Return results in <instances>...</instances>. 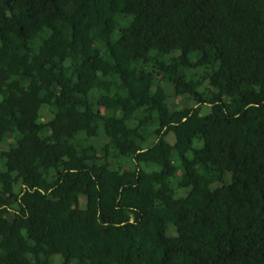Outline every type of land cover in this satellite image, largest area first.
Masks as SVG:
<instances>
[{
    "label": "trees",
    "instance_id": "obj_1",
    "mask_svg": "<svg viewBox=\"0 0 264 264\" xmlns=\"http://www.w3.org/2000/svg\"><path fill=\"white\" fill-rule=\"evenodd\" d=\"M0 264H264V0H0Z\"/></svg>",
    "mask_w": 264,
    "mask_h": 264
},
{
    "label": "rangeland",
    "instance_id": "obj_2",
    "mask_svg": "<svg viewBox=\"0 0 264 264\" xmlns=\"http://www.w3.org/2000/svg\"><path fill=\"white\" fill-rule=\"evenodd\" d=\"M166 86V85H165ZM170 86V85H169ZM167 88V90H168V101H169V103H170V105L174 108V109H176V108H180V106L179 105H182V106H191L193 103H192V101H189V100H185V99H182V98H179V97H176V95L173 93V90H172V87L170 86V88L169 87H166ZM173 137V136H172ZM171 137V139H172V141H171V139H169L171 142H174V137L172 138ZM170 138V137H169ZM101 142H102V140L101 139H98L97 141H96V143H100L101 144ZM195 146H197V143L195 144ZM120 161H123V162H125V163H127V162H129L128 161V159H125V158H121V160ZM125 165H127V166H129L130 167V164H125ZM153 169H155V168H153ZM228 182H230V174H228V176H227V178H226V180H225V183H228ZM220 186H222V184L221 183H216V184H213L212 186H211V188L212 189H217L218 187H220ZM184 193H185V191L184 190H179L177 193H176V195L178 196V197H180V196H182V195H184ZM84 201V200H83Z\"/></svg>",
    "mask_w": 264,
    "mask_h": 264
}]
</instances>
